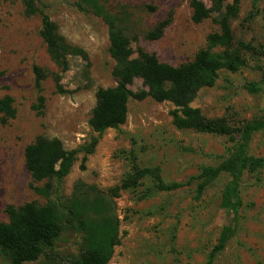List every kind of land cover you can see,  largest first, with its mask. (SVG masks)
<instances>
[{
    "label": "rangeland",
    "instance_id": "rangeland-1",
    "mask_svg": "<svg viewBox=\"0 0 264 264\" xmlns=\"http://www.w3.org/2000/svg\"><path fill=\"white\" fill-rule=\"evenodd\" d=\"M202 1L210 5L208 0ZM36 2L55 23L57 33L81 48L86 57L69 56L67 69L61 72L39 36L40 16L26 14L22 0H0V98L10 96L16 108V116L6 122L0 114V222L8 220V205H53L60 234L34 263L70 264L84 250V240L67 220L68 200L74 193L82 201H92L100 194L110 201L118 224V244L106 264H205L221 228L230 221L220 206L221 189L230 178L227 173H221L199 194L197 180L160 192L152 188L149 178L136 189L121 190L117 195L108 192L129 172L131 149L139 166L159 167L167 183L185 182L202 166L217 165L228 155L232 141L227 135L175 128L170 115L173 106L168 101L131 99L126 122L118 129L105 130L86 160L78 152L69 173L60 181H50L46 196L33 189L24 166L25 146L38 135L59 138L66 150L87 144L96 135L88 124L95 92L116 84L104 20L76 0ZM99 2L129 37L137 36L140 46L173 66L191 60L205 46L207 35L218 30L215 15L200 23L191 20L189 0ZM168 16L170 24L159 39L144 38ZM231 25L235 41L249 42L255 51L245 54V65L237 72L220 70L214 85L201 87L190 105L208 118L225 117L237 130L264 110V91L247 90L249 83H259L264 70V0L255 4L240 0ZM33 65L46 72L42 113L32 108L38 95ZM57 73L62 92L55 88ZM143 88L140 78L130 85L133 91ZM249 154L264 160V130L253 134ZM148 188L151 191L143 197ZM240 197L236 232L212 264H264V163L257 172L243 174ZM0 264L12 263L0 253Z\"/></svg>",
    "mask_w": 264,
    "mask_h": 264
},
{
    "label": "trees",
    "instance_id": "trees-1",
    "mask_svg": "<svg viewBox=\"0 0 264 264\" xmlns=\"http://www.w3.org/2000/svg\"><path fill=\"white\" fill-rule=\"evenodd\" d=\"M79 6L87 5L101 17L108 27L109 53L114 60L111 74L116 84L98 88L95 92V105L91 109L88 124L96 135L78 149L66 150L57 137L38 135L24 148V166L29 172L33 189L46 196L51 188L52 179L62 180L70 171L76 154L83 152L82 161L93 153L94 148L107 129H118L128 115V103L131 99L142 101L151 98L156 102L168 101L173 109L171 121L179 130H193L200 133L227 135L232 141L228 155L217 165L202 166L200 172L185 182H164L159 167H141L136 162L133 149L129 151L130 170L121 182L108 192L117 195L121 190L136 189L144 178L152 181L155 191H174L193 180H197V193L214 181L221 173H227L229 180L220 193V206L229 214V224L224 225L216 243L210 249L205 264H212L215 257L234 235L240 218L242 200L240 197L241 178L245 172H257L264 163L262 158L249 154V144L254 133L264 130V110L259 118L246 122L234 130L225 117L208 118L199 108L190 105L201 87L214 85L220 70L237 72L245 65V54L255 51L249 42L235 41L231 21L240 9V0H208L207 6L202 0H189L191 20L200 23L214 16L218 30L209 33L206 43L194 57L177 66L161 62L155 53L148 52L137 43V36L129 37L125 28L117 24L112 15L105 12L99 0H76ZM259 0H253L255 4ZM24 11L28 15L40 16L39 36L44 43L50 59L62 72L68 67L69 56L86 57L84 51L57 33L55 23L38 5L36 0H22ZM171 17H165L149 31L144 38L159 39L170 24ZM132 42L136 43L134 47ZM34 87L38 93L32 108L42 113L45 97L42 94L45 69L33 65ZM135 78L142 79L144 88L130 89ZM55 88L62 92L60 74L54 76ZM247 90L256 93L264 91V70L259 83H249ZM1 121L16 116L13 99L6 95L0 98ZM237 132V136L233 135ZM83 167V164L81 165ZM78 190V189H77ZM143 197L147 196V193ZM68 222L83 234L84 250L70 264H106L113 247L118 244L117 220L113 216L108 199L96 194L92 201H82L74 193L65 208ZM7 222H0V253L12 264L34 263L50 249L58 238L61 226L57 220L54 206L26 202L20 206L6 207Z\"/></svg>",
    "mask_w": 264,
    "mask_h": 264
}]
</instances>
